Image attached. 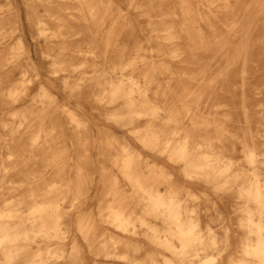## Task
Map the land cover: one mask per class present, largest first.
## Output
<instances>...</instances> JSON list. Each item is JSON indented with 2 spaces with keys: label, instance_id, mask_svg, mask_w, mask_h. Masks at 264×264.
<instances>
[{
  "label": "bare ground",
  "instance_id": "6f19581e",
  "mask_svg": "<svg viewBox=\"0 0 264 264\" xmlns=\"http://www.w3.org/2000/svg\"><path fill=\"white\" fill-rule=\"evenodd\" d=\"M7 1L15 19L3 15L0 1L1 69L19 66L29 53L21 36L1 46L20 26L15 2ZM27 1L38 35L46 42L57 37L46 43L43 54L55 76L65 71L62 86L72 93L99 86L90 94L104 118L153 156L145 158L125 133L109 127H100L96 137L91 117L80 105L60 108L70 120L68 135L52 114L59 99L42 83L40 105L32 102L13 110L11 119L0 124L11 139L7 160L0 158V264H89L82 245L66 243L77 235L92 254L112 264H264V134L252 131L248 98L241 103L243 122L225 117L232 109L221 99L214 101L233 85L245 94L252 67L259 62L256 50L264 55V22L258 32L262 37L254 38L264 0H253L256 12L240 11L237 4L248 0H123L134 9L149 6L140 13L152 20L151 30L159 31L162 46L153 61L140 45L124 59L120 46L123 52L116 54L124 60L111 65L109 52L118 46L131 17L128 8L111 12L119 0H77L85 21H93L99 31L108 26L102 40L97 30L90 32L88 49L75 50L81 61L72 64L64 57L67 20L49 13L58 22L52 28L37 15L39 5L58 0ZM97 57L104 61L101 69ZM88 65L93 71L86 74ZM29 66L38 73L27 62L23 77L2 91V99L22 97ZM77 71L81 75L70 81ZM261 119L264 125V114ZM95 143L106 161L98 213L85 207L95 180L89 157ZM72 146L78 155H70ZM10 173H19V180H10ZM194 184L223 194L231 211L221 208L211 192L196 191ZM8 188L19 190L6 193ZM74 228L79 234L71 236Z\"/></svg>",
  "mask_w": 264,
  "mask_h": 264
},
{
  "label": "rangeland",
  "instance_id": "374dc122",
  "mask_svg": "<svg viewBox=\"0 0 264 264\" xmlns=\"http://www.w3.org/2000/svg\"><path fill=\"white\" fill-rule=\"evenodd\" d=\"M1 4L4 8V14L6 16L12 17L11 20H14L11 11L8 10V1L7 0H0ZM15 2L16 9L19 12L20 17V26L19 28L14 31L12 34L7 35L5 38L1 40V46H6L8 43L13 42L18 36L23 37L27 48L29 49L28 55H25L23 58H20V64L19 66L15 64H9L7 65V68L1 69L0 68V124L5 121L11 119V116L8 115L13 110L23 108L26 105H29L32 102H35V104L38 106L40 99L37 97V94L41 91V85L42 83L48 84L50 87V90L57 95L59 99V105L57 109L52 113L54 114L53 117L57 120L56 123L61 124L63 129L66 131L68 135H70L71 130L67 127L70 120L68 118V114L64 113L62 109V105L66 107H77L78 105L82 106L85 111L89 114L91 117L92 124L90 125V128L92 129L93 134L96 137L100 136V127H109L113 131L117 132L118 134L125 133L128 140L136 145L140 150L143 152L145 158H150L153 156V153L151 150L146 149L143 147L142 144L138 143L131 134H129L125 129H119L114 123L107 120L103 116V110L101 109V106L99 103L95 100L93 97L94 92H98L100 87L91 84L89 87H86L82 92H71L69 88H64L62 86L63 79L61 77L64 75L65 71H61L59 75H54L51 72V65H50V58L44 56L43 52L46 47V43L57 41V37L48 38V42L44 41V38H42L36 30L31 25L30 16L33 14L31 11L28 12L29 6L27 0H13ZM238 8L241 10L248 9L251 11L256 12V4L253 0H248L247 2L240 1L237 4ZM78 1L77 0H58L56 4L45 6V5H39L37 10L38 14L42 16L44 19H46L50 26L53 28L58 23L56 20H51V16H49V13H57L61 17H64L67 20V38L66 41L69 43V46L66 50V53L64 57L71 62L79 63L81 61V56L76 53L75 50L88 49V36L91 31H98L100 33L99 40H102L101 37L104 36V29L107 24L104 25L103 31H99L97 28V25L93 21H85V18L83 15L80 14L78 11ZM61 8V9H60ZM127 8L130 11V23L128 28H124L121 32L120 39L117 43V47H114L109 52L110 59L108 61V64H113V61L115 60L116 63L120 64L121 61H123L126 57H128L134 50L137 49V47L140 45L142 46V51L145 53L146 57L150 60H156L158 59V52L156 51V48L159 46H162V40L160 36H158L159 31L157 30H151V27L153 26L152 20L146 15L140 13L143 10H146L149 8V6L144 5L142 8H131L128 7L123 0H119L116 2V5L111 8V12H114L117 9H123L125 12H127ZM47 9V10H46ZM134 9V10H133ZM169 10V6L164 8V12H167ZM257 17V23H256V31H255V40L259 41L258 38L262 37L260 32L262 29L260 27V24L264 22V13H260ZM152 23V24H151ZM158 24V23H157ZM225 35L228 34V31L225 30ZM102 42V41H100ZM88 43V44H87ZM57 46V45H56ZM120 46L124 47V59L119 60L117 57V54H121L123 50H120ZM119 47V48H118ZM57 51V49L55 50ZM261 54H259L258 49L256 50L255 58L259 60V62L255 63L252 68L251 73L253 72V75L251 78L247 80V86L245 90V94L243 95L240 86L233 85L231 87L230 92H225L223 95L221 93L217 94L215 97L217 99H214L215 103L217 101H221L223 103H226L229 105V109H232L230 111H225L224 114H227V118H232L235 121L243 122L244 121V111L242 109V99L248 98L246 101V110L248 115L251 119V125H252V131L257 132V130H261L259 132L260 134H264V125H261L262 123V115L264 114V55L260 57ZM225 59V58H224ZM92 59H90L91 61ZM96 62L98 64L97 68L101 69L103 64V59L100 57H97ZM33 62L38 70V73L33 70L34 68L29 66V70L24 76L27 82V88L24 90V94L22 97H20L17 101H13L10 98H6L7 100H4L1 98L2 91L5 90L9 85L16 84L17 80H20L23 77V70L26 67V63ZM226 61H223L222 66L226 65ZM25 65V66H24ZM241 65L239 64V67ZM86 71V74L91 73L93 71L92 66L88 65L86 69H83ZM73 76L70 79V81H74L76 76L81 75V71L72 72ZM240 85V84H239ZM235 88V89H234ZM234 89V90H233ZM219 91V90H218ZM216 91V92H218ZM91 93V94H90ZM216 106V105H215ZM214 106V107H215ZM98 107V108H97ZM222 107V106H221ZM261 110V111H260ZM144 119H141L139 124L142 125L144 123ZM261 121V122H260ZM242 124V123H241ZM116 133V134H117ZM8 131L1 127L0 125V158L2 160H7V155L9 153V150L7 148V139H10V135H8ZM257 134V133H256ZM262 140L261 143L264 142V137H260ZM11 142V139L9 140ZM69 144V143H68ZM264 148V144H261ZM79 152L76 151L75 146L71 147V156L78 155ZM90 161L94 162V166H91L90 170H94V183L91 189L88 193V199L85 202V207L88 211H93L95 213H98V208L100 204V199L102 196V178H101V165L103 163H106L105 158L99 148V145L95 143L94 147L90 149L89 152ZM158 159H162L161 161L165 163H169L168 160H165V157H157ZM0 159V160H1ZM238 160H241L239 157ZM89 161V162H90ZM36 166L38 168H41L42 163L37 162ZM112 166V165H110ZM175 169V168H173ZM176 170V169H175ZM20 177L19 173H10L9 179L10 180H16L18 181ZM194 188H196V191L202 190V191H208L211 192L216 199L221 203V208H224L226 211H231L229 205H227L225 201V196L222 194H219L216 191H213L212 188L208 185L205 186V184H194L192 185ZM9 187V186H8ZM19 190V189H17ZM12 188L4 189V191L10 192V191H17ZM22 190V189H20ZM203 196L202 194H200ZM75 223L73 224V226ZM75 229V228H74ZM76 234H79L77 232V229H75L71 236H75ZM78 242V244L82 245V249L84 251V257L85 260L88 261L89 264H95L96 260L100 261V264H112L111 260H107L106 258L98 255L92 254L87 244H85V241L80 235H77L75 239L68 238L66 240V243L68 244V247L72 245L73 242ZM96 259V260H95ZM130 264V263H126Z\"/></svg>",
  "mask_w": 264,
  "mask_h": 264
}]
</instances>
